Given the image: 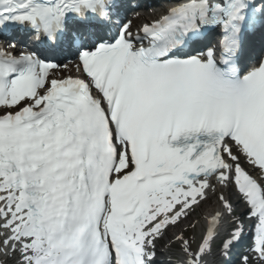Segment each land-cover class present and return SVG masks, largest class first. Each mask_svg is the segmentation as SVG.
Instances as JSON below:
<instances>
[{"label":"snow or ice","instance_id":"snow-or-ice-1","mask_svg":"<svg viewBox=\"0 0 264 264\" xmlns=\"http://www.w3.org/2000/svg\"><path fill=\"white\" fill-rule=\"evenodd\" d=\"M140 6L0 0V264H264V0Z\"/></svg>","mask_w":264,"mask_h":264}]
</instances>
